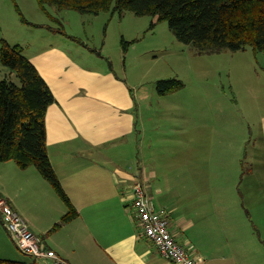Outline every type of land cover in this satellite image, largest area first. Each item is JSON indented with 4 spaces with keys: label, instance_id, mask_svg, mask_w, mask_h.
<instances>
[{
    "label": "crops",
    "instance_id": "1",
    "mask_svg": "<svg viewBox=\"0 0 264 264\" xmlns=\"http://www.w3.org/2000/svg\"><path fill=\"white\" fill-rule=\"evenodd\" d=\"M23 51L54 95L45 116L47 152L78 212L59 228L63 240L51 238L48 244L44 237L46 247L70 264H174L141 232L132 192L134 180H139L155 209L167 215L179 243L191 245L189 252L200 264H264L262 250L252 246L255 235L264 234V116L257 121V134L248 122L247 136L245 122L219 117V103L203 98L210 113L201 116L197 109L196 136L190 133L185 141L186 124H173L176 137L161 147L146 132L138 92L111 64L97 70L60 46L31 55ZM252 143L255 149L249 151ZM243 179L244 191L250 190L252 197L250 209L241 203ZM20 191L26 196L21 205L15 200ZM0 198L42 235L67 211L34 166L23 169L14 161L0 162ZM41 198L48 206L43 212L48 226L34 221L39 209L28 205ZM196 208L203 213L197 216V235L190 232L191 215L185 218L182 212ZM220 239L229 247L221 246ZM16 249L20 251L0 213V259L16 261Z\"/></svg>",
    "mask_w": 264,
    "mask_h": 264
},
{
    "label": "rangeland",
    "instance_id": "2",
    "mask_svg": "<svg viewBox=\"0 0 264 264\" xmlns=\"http://www.w3.org/2000/svg\"><path fill=\"white\" fill-rule=\"evenodd\" d=\"M2 39L10 44H20L26 54L30 55L38 49L60 46L97 70L111 64L112 69L131 90L138 92L146 132L158 139L161 147L167 144L168 139L176 137L173 124H186L189 133L181 134L185 141L191 138L190 133L193 138L196 136L197 109L201 116L210 113V108L202 102L203 98L219 103V111L222 113L219 117L233 123L240 120L245 122L247 136L250 134L248 122L251 123L253 133L257 134V121L264 116L263 51L246 46L239 50L225 48L211 53H199L193 44L179 41L170 30L168 22L159 21L156 15H138L129 10L123 14L111 11L91 14L70 8L60 9L56 5H47V11H44L37 0H0V45ZM8 72L10 69L0 63V79ZM173 78L180 80L183 86L173 92L160 94L156 88L157 82ZM176 129L180 130V127ZM158 133L163 134L164 139ZM253 143L247 146L249 151L255 149ZM249 168L250 165L246 164L247 171ZM244 182L243 179L241 203L250 209L252 197L250 190L244 191ZM15 200L20 205L25 203V193L20 191ZM36 204L38 207H35ZM28 205L33 210L39 209V215L34 221L48 226L50 219L43 218V212L48 209L44 200L41 198L39 203L31 201ZM205 210L204 215L207 214ZM239 210L246 214L242 208ZM182 212L185 218L191 215L194 223L190 232L197 235L201 224L197 216L203 213L199 208H196V212L191 209L188 213L183 209ZM60 220L51 224L44 235L39 233L47 239L48 244L51 238H65L59 230L65 223L56 225ZM139 227L142 232L141 225ZM263 237L264 234L261 237L255 235L252 242V246H258L262 253ZM219 242L221 246L229 247L226 240L220 239ZM183 244L189 243L183 240ZM184 247L193 251L191 245ZM16 252L15 259L26 260L24 254L17 249Z\"/></svg>",
    "mask_w": 264,
    "mask_h": 264
},
{
    "label": "trees",
    "instance_id": "3",
    "mask_svg": "<svg viewBox=\"0 0 264 264\" xmlns=\"http://www.w3.org/2000/svg\"><path fill=\"white\" fill-rule=\"evenodd\" d=\"M47 5L70 8L81 13L102 11L156 15L166 20L177 39L191 43L199 53L251 46L264 52V0H37ZM24 19V18H23ZM25 20V19H24ZM0 63L10 69L0 79V162L14 161L20 168L34 166L51 184L67 207L60 223L74 219L78 212L57 177L47 152L45 116L55 101L47 82L24 54L20 44L2 39ZM176 79L157 82L160 94L180 89ZM27 259V257H26ZM26 260L0 259V264H24Z\"/></svg>",
    "mask_w": 264,
    "mask_h": 264
},
{
    "label": "built area",
    "instance_id": "4",
    "mask_svg": "<svg viewBox=\"0 0 264 264\" xmlns=\"http://www.w3.org/2000/svg\"><path fill=\"white\" fill-rule=\"evenodd\" d=\"M132 192L133 207L142 233L154 243L158 252L174 264H200L170 230L167 215L155 209L144 184L134 180ZM0 213L13 242L27 257L24 264H70L55 250L46 247L43 236L34 232L28 220L3 198H0Z\"/></svg>",
    "mask_w": 264,
    "mask_h": 264
}]
</instances>
